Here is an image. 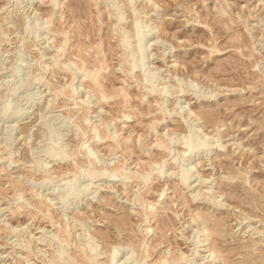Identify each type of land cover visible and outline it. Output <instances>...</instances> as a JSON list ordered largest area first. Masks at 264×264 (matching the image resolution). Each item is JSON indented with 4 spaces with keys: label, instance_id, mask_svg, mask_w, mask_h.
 <instances>
[{
    "label": "rangeland",
    "instance_id": "374dc122",
    "mask_svg": "<svg viewBox=\"0 0 264 264\" xmlns=\"http://www.w3.org/2000/svg\"><path fill=\"white\" fill-rule=\"evenodd\" d=\"M0 264H264V0H0Z\"/></svg>",
    "mask_w": 264,
    "mask_h": 264
},
{
    "label": "bare ground",
    "instance_id": "6f19581e",
    "mask_svg": "<svg viewBox=\"0 0 264 264\" xmlns=\"http://www.w3.org/2000/svg\"><path fill=\"white\" fill-rule=\"evenodd\" d=\"M152 3H153V2H152ZM159 28H160V27H159ZM162 28H163V27H162ZM159 31H160V29H158V32H159ZM90 77H91V78H95V77L92 76V75H91ZM214 98H215V97H213V100H212V101H215ZM206 115H207V114H206ZM204 145H205V144H204ZM204 145H203V146H204ZM191 157H192V154H189V155L187 156V158H188L189 160L191 159ZM100 179H101L100 176H98V177H95V180H94V181H99ZM216 226H219V225L217 224ZM217 228H218V227H217Z\"/></svg>",
    "mask_w": 264,
    "mask_h": 264
}]
</instances>
